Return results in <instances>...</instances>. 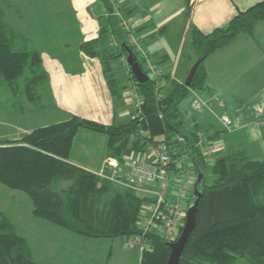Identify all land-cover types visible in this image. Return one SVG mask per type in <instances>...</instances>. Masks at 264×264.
Returning <instances> with one entry per match:
<instances>
[{
  "label": "trees",
  "instance_id": "16d2710c",
  "mask_svg": "<svg viewBox=\"0 0 264 264\" xmlns=\"http://www.w3.org/2000/svg\"><path fill=\"white\" fill-rule=\"evenodd\" d=\"M97 2L99 11L107 14L100 16L106 23L97 37L81 43V49L101 59L114 101L122 105L126 86L116 77L111 61L126 57L128 44L149 76L140 82L129 67L140 105L111 124L73 114L69 119L36 127L20 139L0 140V182L26 192L36 217L75 234L88 238L139 235V215L146 197L72 162L74 137L80 128L103 132L108 137L107 156L120 160L145 152L150 145L170 144L176 157L186 154L196 174H202V180L195 183L202 193L196 225L180 264H234L240 257L250 264H264V159L245 151L217 152L211 166L196 142L203 133L212 145L222 131L214 136L206 132L194 117L196 112L184 104L191 93L208 85L206 58L240 33L254 32L258 21L264 19V0L239 10L226 25L211 32L190 28L197 59L201 60L190 85L171 73L154 77L129 38L130 32L121 25L119 15L129 18L133 10L115 7L113 0ZM112 38L117 41L114 47ZM154 62L159 63V58ZM0 89L14 102L26 99L38 103L47 96L50 103L42 107H55L40 44L15 29L1 5ZM29 110L24 107L22 113ZM179 136L185 140L180 141ZM195 200L193 193L190 206ZM148 241L150 247L138 264H167L170 241L157 234H149ZM0 264H49L36 259L28 238L5 211H0Z\"/></svg>",
  "mask_w": 264,
  "mask_h": 264
},
{
  "label": "crops",
  "instance_id": "0c3cea01",
  "mask_svg": "<svg viewBox=\"0 0 264 264\" xmlns=\"http://www.w3.org/2000/svg\"><path fill=\"white\" fill-rule=\"evenodd\" d=\"M6 1L7 6L15 11L14 5L18 4L19 0ZM116 1L133 10L131 16L122 18L121 22L127 31L126 23L133 29V41H137L141 48L144 47L143 50L154 60L159 58L157 65L162 72L171 73L172 77L181 81L177 73L166 66L169 53L163 43V37L174 35L179 47L184 33L189 32L192 26L203 32H211L216 27L226 25L239 10H244L261 0ZM68 4V12H62ZM0 5L3 7L5 4ZM54 6L58 10L54 19L47 15H53V12L46 10L40 13L36 10L32 12L31 20L26 22V27L10 22L27 37H31L33 42L40 44L55 105L51 109L54 115L51 123L69 119L73 114H77L111 124L131 114L127 104L136 95L133 83H127V76L119 79L121 85L126 87L123 91L124 104L117 105L101 59L88 56L81 49V43L97 37L100 27L106 23L105 18L99 15L100 6L97 0H68L65 6L60 0ZM26 8L29 9L27 6ZM39 8L44 9L38 5L36 9ZM128 36L132 39L130 34ZM154 41L155 49H150L148 45ZM191 66L192 63L188 68ZM205 66L208 85L205 89L194 91L193 98L198 94L210 100L211 109L203 114L194 113L197 122L213 136L222 130L231 134L228 140H225L222 132L217 135L213 145L220 153L224 150L225 153L233 150L245 151L239 149V145L242 144L241 140H246V144L250 143L251 153L264 154V19L258 21L253 33H240L214 51L206 58ZM116 68L118 67L114 68L115 73L118 71ZM217 98L225 101L224 107L217 104ZM224 115L233 119L231 129L224 126ZM23 121L18 113L12 110L1 115L0 140L20 139L36 128ZM107 143L108 137L105 133L80 128L74 137L70 160L97 172L104 168ZM44 230V233L54 234L50 239L53 251H58V255L54 257L57 262H65L64 264H82L81 261L92 262L94 258H106L107 263L115 246L114 238H88L56 225L46 226ZM63 230L70 233H64ZM46 237L44 235V238H39L40 244L46 241ZM43 249L46 248L42 247L41 250ZM61 254H64V259L59 258Z\"/></svg>",
  "mask_w": 264,
  "mask_h": 264
},
{
  "label": "rangeland",
  "instance_id": "374dc122",
  "mask_svg": "<svg viewBox=\"0 0 264 264\" xmlns=\"http://www.w3.org/2000/svg\"><path fill=\"white\" fill-rule=\"evenodd\" d=\"M59 1L60 0H56V1L54 0H25L23 2V0H19L18 4L15 3L14 5L16 12L12 11V9L7 6L8 1L0 0V3L5 4L3 6L5 11L7 8L6 13L8 17V22L9 23L14 22L18 26L22 24V26L24 27L26 22L31 20L32 12L36 10L37 11L39 10L40 13H44V11L46 10L49 12H53V15H50L51 13L47 15L50 16L49 17L50 19L51 18L54 19L55 16H57L58 14V10L55 9L56 6H54V4H58ZM67 1L68 0H61L64 6L66 5ZM113 2L115 3V7H118L121 5L120 3L118 4V1L116 0H113ZM38 5L43 7L44 9L42 8L36 9ZM26 6L29 9H27ZM68 6L69 4L67 5L66 8L62 9V12L67 13ZM122 6L125 8H128V6L126 5H121V7ZM95 13H97V10H95ZM99 13H100L99 15H102V14L107 15L106 13H102L100 11ZM117 14H120V13H117ZM119 16H121L122 18L125 17L122 14H120ZM12 26L24 34V32H22L19 28H16L14 25ZM191 36H192L191 31L189 32L186 31L184 33V39L181 41V45L179 47L176 45V42H175L176 40H174V35L165 36V38L163 37V40H164L163 43L167 47V50L169 53V59H168V63L166 66L172 68L174 72L177 73V76L182 80L186 79L191 67L197 61V56H198L197 48H196V45L193 43ZM29 40L32 42L34 41L32 40L31 37L29 38ZM156 40L159 42H162L159 39H156ZM131 41L133 44H135L137 51L140 52L141 55H143L141 52V49H139V47L136 45V42H134L133 39H131ZM155 42L156 41L148 45L150 46V49H155L153 48V45H155ZM110 43H111V46L114 47L117 43L116 38H112ZM142 49H144V47ZM150 58L152 57L150 56ZM152 60L154 61L153 58ZM111 63L114 68L118 67L116 68L118 69V71H116L115 73L116 77L118 79L120 78L124 79V77L126 78L127 76L128 77L126 78V80L128 81L127 83L131 84L132 80H130V73H129L130 65L127 61V56L126 57L123 56L120 59L118 58L117 61L112 60ZM190 63H192V66L188 68ZM47 98H48L47 96L43 97V100L42 101L40 100L38 103L26 102L27 101L26 99H22L20 102L18 101L14 102V100L10 99V97L0 89V116L12 110L14 112H17L18 115L20 116V120L21 121L24 120L23 122L24 123L26 122V124L30 127H37V126L51 123V121L54 120V115H52V112H51V109H53V107L48 108L47 106L42 107L41 105V104L44 105L46 103L47 104L50 103V100ZM201 98H204V97L201 96ZM138 99L139 97L137 96V93H136V95L132 97V101L127 104V107L129 108L130 111H133L136 109ZM217 99H220V98H217ZM192 100H193V93H191L185 99L184 104L188 105L189 107L190 106L192 107V103H191ZM24 107H30V110L28 112L26 111L25 113H22V110ZM210 109H206V111ZM222 133L225 136V140H228L231 134H228L226 130H222ZM240 142L242 144L239 145V149L245 150L248 154H250L251 156L255 158L264 159V154L250 152V143L249 145L246 144V140H241ZM225 152L226 151L224 150L223 154ZM194 191L195 189L193 190V193ZM32 209H33L32 200L26 192L17 190V189H12L0 182V211H5L12 218V220L16 223L20 233L27 236V238L29 239L30 245L32 246L34 250V256L36 257V259L43 263H46L45 261H47L48 263H51V264H64L65 262L60 263L55 260L54 256L58 255V251L56 250L53 251L52 246H51V240H50L54 234L51 232L44 233L45 227L52 226L53 224L47 220L36 217L33 214ZM63 232L65 233L68 231L63 230ZM44 235L47 236L46 237L47 239L45 242L40 244L39 238H42V237L44 238ZM136 239H137V235H132L128 237L119 236V237L114 238L115 246L113 247V250L111 252V255L108 258L107 263L105 260L106 258H103V259L94 258L92 262L91 261L87 262L83 260L81 261V263L82 264H90V263L91 264H138L139 263V250L136 246L132 245V244H136ZM42 247H45L46 249L41 250ZM59 258L64 259V254L59 255ZM199 264H214V263H211L208 261H201L199 262ZM234 264H250V261L245 257H240L236 260Z\"/></svg>",
  "mask_w": 264,
  "mask_h": 264
},
{
  "label": "built area",
  "instance_id": "2783aa9c",
  "mask_svg": "<svg viewBox=\"0 0 264 264\" xmlns=\"http://www.w3.org/2000/svg\"><path fill=\"white\" fill-rule=\"evenodd\" d=\"M126 24L131 38L134 39L133 29ZM136 45L141 49L151 73L159 78L162 74L161 68L138 43ZM140 101L139 98L137 106L140 105ZM217 103L220 107L225 106L224 100L217 99ZM210 104V100L196 95L192 100V109L197 114H203L210 108ZM222 122L227 129L233 127V119L228 115L222 117ZM179 140L183 141L185 137L179 136ZM196 145L201 149L207 162L213 166L218 149L209 143L203 133ZM96 173L146 197L139 215L141 233L137 235L136 244H132L139 250V259L150 247L149 234L160 235L170 242L180 237L198 179L194 163L186 154L176 157L175 150L170 144L161 147L150 145L145 152L128 155L125 160L107 156L104 168Z\"/></svg>",
  "mask_w": 264,
  "mask_h": 264
},
{
  "label": "water",
  "instance_id": "95a60500",
  "mask_svg": "<svg viewBox=\"0 0 264 264\" xmlns=\"http://www.w3.org/2000/svg\"><path fill=\"white\" fill-rule=\"evenodd\" d=\"M126 50L128 52L127 54V61L129 65L131 66L133 72L137 76L138 80L140 82H143L149 78L148 74L142 69V67L139 64V61L137 59V55L134 53L133 49L127 44L126 45ZM200 59H197V61L193 64L191 67L186 79L185 83L186 85H190L195 72L197 70L198 65L200 64ZM198 182L202 180V174H199L198 176ZM194 194L196 196L195 202L189 207L188 209V214H187V219H186V224L182 230V233L180 237L173 242H170L171 246V252L170 256L168 259L167 264H180V259L182 256V253L185 249V246L189 240V237L196 225V217H197V211H198V204L199 200L202 196V193L199 191L197 185L195 187Z\"/></svg>",
  "mask_w": 264,
  "mask_h": 264
}]
</instances>
